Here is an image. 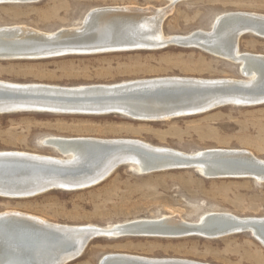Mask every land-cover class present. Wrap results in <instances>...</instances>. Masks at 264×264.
<instances>
[{
	"label": "bare ground",
	"instance_id": "1",
	"mask_svg": "<svg viewBox=\"0 0 264 264\" xmlns=\"http://www.w3.org/2000/svg\"><path fill=\"white\" fill-rule=\"evenodd\" d=\"M37 1L0 0L6 4ZM182 1L187 0H167L165 6L158 8L130 5L94 8L79 25L53 32L18 25L3 26L0 27V60H38L177 46L198 49L237 64L239 76L247 79L172 76L74 87L0 80V115H120L138 122H165L205 114L220 107L263 105L264 55L241 52L238 43L242 36L249 34L264 39V15L220 14L207 31L166 36L163 21L173 6ZM10 109L14 111L2 113ZM111 110L114 112L110 113ZM43 144L57 151L58 156L0 151L1 199H28L53 190L90 188L122 165L133 167L139 174L153 173L155 168L171 170L190 166L206 178L247 177L264 182V160L243 149L217 148L185 153L131 138L50 137ZM244 229L264 248V217L210 212L197 222L162 216L103 228L55 224L10 210L0 212V264H68L78 259L92 240L100 238H184L147 233L189 230L196 232L193 236L216 239L244 233ZM97 264L207 263L110 253L102 256Z\"/></svg>",
	"mask_w": 264,
	"mask_h": 264
},
{
	"label": "rangeland",
	"instance_id": "2",
	"mask_svg": "<svg viewBox=\"0 0 264 264\" xmlns=\"http://www.w3.org/2000/svg\"><path fill=\"white\" fill-rule=\"evenodd\" d=\"M167 0H39L0 4V27L23 26L43 32L79 25L90 10L106 6L163 7ZM230 12L264 15V0H187L173 6L162 24L166 36L207 31ZM239 50L264 55V39L244 35ZM241 78L239 65L198 49L168 46L158 50L68 55L46 59L0 60V80L63 87L115 84L156 77ZM50 137L131 138L158 147L195 153L243 149L264 160V104L226 106L205 114L161 122H138L120 115L46 113L0 115V151L58 156L43 145ZM19 211L65 225L110 227L162 216L197 222L210 212L264 217V182L247 177L206 178L188 167L139 174L122 165L107 179L76 191L0 198V212ZM112 253L147 258H178L207 264H264V248L249 233L206 237L95 239L68 264H97Z\"/></svg>",
	"mask_w": 264,
	"mask_h": 264
},
{
	"label": "water",
	"instance_id": "3",
	"mask_svg": "<svg viewBox=\"0 0 264 264\" xmlns=\"http://www.w3.org/2000/svg\"><path fill=\"white\" fill-rule=\"evenodd\" d=\"M1 3H4V2H0ZM240 74H242V72L240 71ZM158 86H162L161 84H159ZM30 110V109H29ZM10 111H14V109H10V110H3L2 113H5V112H10ZM51 111V110H50ZM110 113H113L114 110H111L109 111ZM44 145V144H43ZM187 167V166H186ZM188 168H191L190 166ZM166 169H171V168H166ZM193 169V168H192ZM162 170H165V168H155L153 169L152 171L154 172H159V171H162ZM244 233H247V231L244 229L243 230ZM194 234H196V232L194 231H189V230H184V231H179L178 233H173V232H162V231H156V232H153V233H147V235H160V236H166V237H186V236H193ZM251 236H253L251 233H249ZM205 237H208V236H205ZM254 237V236H253Z\"/></svg>",
	"mask_w": 264,
	"mask_h": 264
}]
</instances>
